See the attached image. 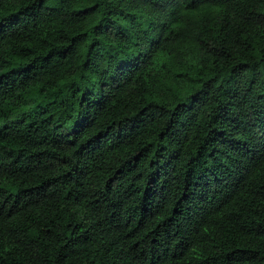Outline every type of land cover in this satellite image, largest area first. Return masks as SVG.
I'll return each instance as SVG.
<instances>
[{
	"label": "trees",
	"instance_id": "16d2710c",
	"mask_svg": "<svg viewBox=\"0 0 264 264\" xmlns=\"http://www.w3.org/2000/svg\"><path fill=\"white\" fill-rule=\"evenodd\" d=\"M0 264H264V0H0Z\"/></svg>",
	"mask_w": 264,
	"mask_h": 264
}]
</instances>
